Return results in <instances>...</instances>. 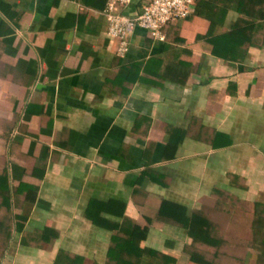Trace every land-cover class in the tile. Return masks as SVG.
Listing matches in <instances>:
<instances>
[{"label":"crops","instance_id":"crops-1","mask_svg":"<svg viewBox=\"0 0 264 264\" xmlns=\"http://www.w3.org/2000/svg\"><path fill=\"white\" fill-rule=\"evenodd\" d=\"M105 3L0 0V264H106L123 216L149 217L140 245L179 264L190 236L163 200L189 212L229 172L239 197L264 191L262 31L225 59L192 31L135 28L119 56ZM176 54L189 63L166 69ZM91 199L106 202L95 221Z\"/></svg>","mask_w":264,"mask_h":264},{"label":"trees","instance_id":"trees-1","mask_svg":"<svg viewBox=\"0 0 264 264\" xmlns=\"http://www.w3.org/2000/svg\"><path fill=\"white\" fill-rule=\"evenodd\" d=\"M229 10L237 12L238 15L226 26L225 18ZM177 21H171L165 26L167 33L184 34L187 37L188 31H192L193 39L209 42L211 53L225 59H235L238 48L253 43L254 35L259 30L262 31L264 44V0H197L193 11ZM176 55L174 61L171 59L166 63V69L173 70V63L178 64L181 69L187 66L189 61ZM152 59L155 60V56H152ZM176 72L181 75V72ZM228 177L230 185L246 187V184L240 182L238 174L229 172ZM221 191L222 188L214 187L202 198L201 205L189 212L178 202L167 199L161 202L158 212L178 220L188 229L191 240L183 245L182 256L188 264H214L213 259L206 258L196 250L197 242L202 239L209 243H215V240L219 243L222 239L220 233L224 230L223 222H220L219 218L224 217L227 222L233 223L237 221L236 216L240 217L242 222L249 223L251 237L246 244L256 249L254 264H264L263 200H253L250 209L246 199L234 193L223 199L220 196ZM105 204V201L91 199L86 207V215L95 221L97 211ZM93 210L96 211L93 213ZM4 222L3 219L1 223ZM149 222L147 216L136 221L123 216L118 230L112 234L114 243L108 247L106 264H175L174 255L140 245V241L146 237ZM140 224L146 227L142 228ZM8 234L9 232H5V235ZM242 262L241 259L240 263Z\"/></svg>","mask_w":264,"mask_h":264},{"label":"built area","instance_id":"built-area-1","mask_svg":"<svg viewBox=\"0 0 264 264\" xmlns=\"http://www.w3.org/2000/svg\"><path fill=\"white\" fill-rule=\"evenodd\" d=\"M132 0H106L102 14L106 20V33L114 41V52L123 56L129 49L130 34L142 28L152 39L165 40V26L188 16L197 0H146L135 14L122 8Z\"/></svg>","mask_w":264,"mask_h":264},{"label":"rangeland","instance_id":"rangeland-1","mask_svg":"<svg viewBox=\"0 0 264 264\" xmlns=\"http://www.w3.org/2000/svg\"><path fill=\"white\" fill-rule=\"evenodd\" d=\"M253 187L257 188L256 183H251ZM236 190L235 186L223 188L221 191V198L227 199L229 194H233ZM260 200L264 202V191L259 195ZM247 205L252 207L253 199H246ZM202 200L200 201V205ZM199 205V206H200ZM220 222H223V231H221L222 239L220 242L209 243L206 240L199 239L197 242L196 250L202 253L206 258L213 259L214 264H254L256 249L247 246L251 237V231L249 229V223L242 222L241 218L235 216L236 222H227L226 218L220 217ZM225 222H224V221ZM220 232V231H219ZM4 237V234L0 232V240ZM191 240V237H190ZM190 242V241H189ZM2 248L0 247V252ZM183 247L181 248V251ZM179 252L176 251V254ZM214 255L212 256V254ZM184 258V257H183ZM242 259V263H240ZM179 264H188L186 259L182 260Z\"/></svg>","mask_w":264,"mask_h":264}]
</instances>
